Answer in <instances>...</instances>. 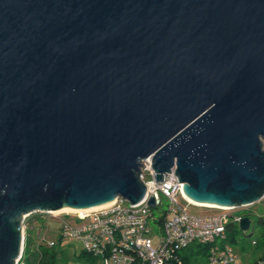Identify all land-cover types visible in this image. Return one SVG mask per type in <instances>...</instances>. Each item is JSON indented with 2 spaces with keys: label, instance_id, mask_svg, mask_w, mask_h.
I'll return each mask as SVG.
<instances>
[{
  "label": "water",
  "instance_id": "water-1",
  "mask_svg": "<svg viewBox=\"0 0 264 264\" xmlns=\"http://www.w3.org/2000/svg\"><path fill=\"white\" fill-rule=\"evenodd\" d=\"M146 157L193 204L263 197L264 0H0V264L27 213L139 203Z\"/></svg>",
  "mask_w": 264,
  "mask_h": 264
},
{
  "label": "built area",
  "instance_id": "built-area-1",
  "mask_svg": "<svg viewBox=\"0 0 264 264\" xmlns=\"http://www.w3.org/2000/svg\"><path fill=\"white\" fill-rule=\"evenodd\" d=\"M153 172L150 158L142 159L138 177L146 194L137 204L128 205V200L115 196L112 204L95 210L34 212L70 214L79 220L74 224L63 220L59 236L78 238L83 252L97 256L99 264H183L181 251L193 241L209 244L206 264H229L233 261L236 254L225 241V226L230 221L238 223L243 214L236 208L241 207L223 209L226 211L220 214H190L179 199L187 204L201 205L193 204L181 195L179 185L182 181L175 179L174 167L163 172L161 180H155ZM150 197L155 208L161 197L167 201L166 209L158 217L151 212L152 207L147 202ZM34 212L25 214L21 223L23 232L27 228L38 235L40 226L26 220L27 215ZM149 220L156 224L157 230H153ZM151 237L156 239L155 244ZM47 245H53V242L50 240ZM19 258L15 264H22V261L18 262ZM260 263L258 259L246 264Z\"/></svg>",
  "mask_w": 264,
  "mask_h": 264
},
{
  "label": "rangeland",
  "instance_id": "rangeland-1",
  "mask_svg": "<svg viewBox=\"0 0 264 264\" xmlns=\"http://www.w3.org/2000/svg\"><path fill=\"white\" fill-rule=\"evenodd\" d=\"M179 203L185 206L187 212L190 214H220L226 210L218 208H206L202 206H195L187 204L185 201L179 199ZM167 201L161 197L160 204L155 208H151L154 216L158 217L163 210L166 209ZM238 209V208H236ZM250 225L245 230H240L238 225L235 224L234 231H226V243L230 245L232 251L236 254V258L229 264H246L257 259H261L260 264H264V242L260 240L262 226L257 222V216L264 215V198L255 201L249 205ZM26 220L28 223L32 222L40 226V232L36 235L34 230L25 229L23 232L22 252L23 257H20L18 262L23 261V264H37L32 258L33 249H36L38 244L48 248L54 254L53 264H99L97 256L89 255L82 250L81 242L75 237H60L59 230L63 220L68 221L70 224L78 223L70 214L58 213L52 215L50 213L38 214L37 212L27 215ZM82 221V220H80ZM153 230H157L156 224L148 221ZM238 228V229H237ZM152 238V243L155 244L156 239ZM262 238V237H261ZM52 241L53 245H47L48 241ZM255 242V243H252ZM206 258L200 257L191 262V264H206Z\"/></svg>",
  "mask_w": 264,
  "mask_h": 264
},
{
  "label": "trees",
  "instance_id": "trees-1",
  "mask_svg": "<svg viewBox=\"0 0 264 264\" xmlns=\"http://www.w3.org/2000/svg\"><path fill=\"white\" fill-rule=\"evenodd\" d=\"M262 198H264V197H262ZM202 207L217 208V207H211V206H202ZM218 209H220V208H218ZM242 210L244 211V213L249 214L247 212V211H249V206H246L245 208L236 209V211H238V212H240V211L242 212ZM256 220H257V222L260 223L262 228H264V215L257 216ZM235 224L236 223H233L231 221L228 222L225 226V230L226 231H234L235 230ZM261 234H263V235L261 236L262 238L260 237V240L262 242H264V229L261 230ZM227 238H228V236L226 235L225 239H227ZM252 243H255V242H252ZM40 245L41 244H38L36 249H33V252H32L33 260L37 264H53V257H54L53 252L48 250L47 246L44 247V246H40ZM208 245L209 244H207V243H200V242H196V241L191 242L187 247H185L181 251V257H182L183 264H191L192 261L197 260L200 257L206 256V252L208 250ZM22 258H24L23 252H22ZM257 260H254V261L249 262V263H254ZM259 260H261V259L259 258ZM22 264H23V261H22Z\"/></svg>",
  "mask_w": 264,
  "mask_h": 264
},
{
  "label": "bare ground",
  "instance_id": "bare-ground-1",
  "mask_svg": "<svg viewBox=\"0 0 264 264\" xmlns=\"http://www.w3.org/2000/svg\"><path fill=\"white\" fill-rule=\"evenodd\" d=\"M210 206H212V205H210Z\"/></svg>",
  "mask_w": 264,
  "mask_h": 264
}]
</instances>
